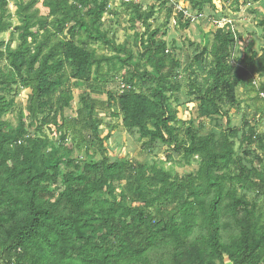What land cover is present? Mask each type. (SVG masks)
<instances>
[{"label": "trees", "instance_id": "1", "mask_svg": "<svg viewBox=\"0 0 264 264\" xmlns=\"http://www.w3.org/2000/svg\"><path fill=\"white\" fill-rule=\"evenodd\" d=\"M162 1L167 19L175 17L180 29H189V20L183 23V14L175 12V1ZM35 2L17 4L16 49L2 50L0 42V62L7 66L0 71V264H139L161 251L170 257L159 264H225L226 258L230 264H264V224L259 225L256 214L264 196V172L243 159L234 161L239 131L229 124L219 139L201 135L203 121L219 126L228 119L226 109L238 107L237 89L247 81L257 95L264 92V47L260 55L250 50L237 63L241 36L234 24L225 23L211 45L196 49L183 66L169 54L160 31L151 30L153 11L121 0L131 21L145 28L146 39L140 41L144 57L136 58L103 31L108 0H47L55 32L47 22H33ZM7 15L8 0H0V34L10 27ZM260 26L264 39V19ZM87 43L101 44L114 55H100ZM121 71L125 88L120 93L107 92L103 103L92 97L102 92L82 96L76 117H65L72 81L106 85ZM20 90H30L29 126L36 125V131L52 127L62 140H77L86 153L81 166L65 164L59 148L47 154V138L30 136L21 112L15 130L2 122L16 108L7 95ZM183 90L188 102L198 105V125L180 121L172 107ZM99 109L137 134L142 152L173 148L187 166H199L197 176L180 178L163 162L113 161L106 144L117 127L108 126L103 137V122L95 117ZM245 125L240 140L244 157L252 148L264 151V135ZM63 164L73 170L62 174ZM232 164L238 173L234 178L225 173ZM124 178L130 181L118 198L114 183ZM226 181L241 193L226 191ZM197 230L200 240L193 239Z\"/></svg>", "mask_w": 264, "mask_h": 264}, {"label": "rangeland", "instance_id": "2", "mask_svg": "<svg viewBox=\"0 0 264 264\" xmlns=\"http://www.w3.org/2000/svg\"><path fill=\"white\" fill-rule=\"evenodd\" d=\"M47 0H36L35 5L30 11L33 14V22L49 23L54 20L50 16L49 8L46 6ZM108 13L103 17V31L107 33L108 38L113 40L116 45H125L136 58H143L145 49L140 47V41L144 35L145 28H142L139 24H135L131 21L130 13L126 10L125 5L121 0H108ZM140 2L144 11H153L154 17L150 21L152 24L151 30H159L161 37L167 44L169 54L173 57H178L181 64L185 66L191 61L196 49L201 50L206 46H210L213 39V34L217 31L218 27L224 24V20L233 23L235 30L240 34L241 39L237 42L235 48V61L240 64V61L246 53L250 50L261 54V49L264 47L263 32L260 23L264 19V0H241L236 3L235 0H213L212 4H208L206 0H174L175 4L180 8H192V11L204 15V18L200 21L191 24L187 30L180 29L178 20L175 17L167 19V11L164 7L162 0H134ZM19 0H8V15L6 22L9 24V29L0 34V42L3 43L2 50H6L7 47L16 49L18 45L17 33L14 31L15 27L19 26V15L17 4ZM202 3V4H201ZM239 8V11H237ZM186 20L182 21L183 23ZM52 32H55V28L49 27ZM84 41V39H83ZM89 49H94L100 55L112 56L114 53L111 49L102 46L101 44L87 43ZM150 71L152 69L149 68ZM0 71H7L5 61L0 62ZM125 72L121 71L117 74H113L107 84H95V83H82L78 81H72L68 85V90L72 94V102L64 114L66 118H75L77 111L80 109V98L82 96H91L98 92H102V96H92L98 99L100 102H104L106 99L105 94L112 92L118 94L122 91L121 86L123 83V76ZM180 79V78H179ZM262 80L258 78L257 84H260ZM182 83V80H181ZM184 83H182L183 85ZM246 85L237 89L238 107L235 109L225 108L229 111L228 119L221 120L222 126H217L213 121H203L205 127L201 131V135L209 136L214 134L216 139L222 131L225 130V126H229L239 131V135L234 140V161L243 159L246 166L253 163L255 168L264 172V151H260L256 148L250 150L251 155L244 157V148L241 146L242 132H246L247 128L245 124L249 126H255L258 134L264 135V103L261 101L257 93H254L252 88ZM15 90V89H14ZM185 90L172 101V107L177 110L178 118L180 121L189 122L195 121L198 125L201 121L198 119V105L195 102H188L186 99ZM30 96V90H20L19 92H12L7 95V100L14 99L16 108L8 112L2 119V122L8 123L10 129L15 130L18 126V116L22 113V116L27 120L26 125L30 136H37L43 140L47 138L48 147L44 150L47 154L52 148H59L62 153L65 164L67 162L75 166H81L86 158L84 149H78L77 140L68 138L62 140L59 133L55 128L45 127L42 131H36V125H30L31 119L27 114V100ZM95 117L102 120L103 126L100 127L102 136L108 135V126H115L117 129L113 132L111 139L107 142L109 157L115 160H123L128 164L137 165L139 163H145L151 166L154 163L165 164L166 168H173V170L179 175L180 178H187L188 176H197L199 172V166L193 164L187 166L181 156H178L173 148H166L158 146L155 150L150 152L141 151V142L137 134L126 132L119 119H114L110 116L109 112H105L101 109L95 112ZM92 155V153H91ZM170 156V159H168ZM95 160L99 161L101 158L98 155H94ZM261 160L259 163L258 160ZM61 166V173L64 174L67 171H72V165L70 167ZM227 176L234 178L238 175L234 165L232 164L228 171L225 172ZM130 180L124 178L120 182L114 183L115 196L119 198L122 191L125 189L127 183ZM236 188L238 193L241 191L238 185H234L230 181L225 182V190H232ZM107 196H103L106 198ZM250 198V197H249ZM131 202V201H130ZM136 204V203H135ZM133 204L134 206H136ZM259 225L264 224V196L260 199L258 212ZM199 230L196 231L193 239H199L201 236ZM200 240V239H199ZM198 240V241H199ZM170 253L167 251H161L158 254H150L145 257L139 264H159L161 259H169ZM206 264V263H205ZM225 264H230L229 260L225 259Z\"/></svg>", "mask_w": 264, "mask_h": 264}, {"label": "built area", "instance_id": "3", "mask_svg": "<svg viewBox=\"0 0 264 264\" xmlns=\"http://www.w3.org/2000/svg\"><path fill=\"white\" fill-rule=\"evenodd\" d=\"M129 1H130V0H129ZM131 1H134V0H131ZM175 12H177V13H182L183 16H184V18H185V20H186V19L189 20V22H190L191 24H194L195 22L200 21L201 19L204 18V15H202V14L193 15L189 10H185L184 8H180L179 6H176V7H175ZM223 23H224V24H225V23L233 24V23H231V22H229V21H227V20H224ZM121 88H122V90H123V89L125 88V85H122ZM258 96H259V98L261 99V101L264 103V92L259 93Z\"/></svg>", "mask_w": 264, "mask_h": 264}, {"label": "water", "instance_id": "4", "mask_svg": "<svg viewBox=\"0 0 264 264\" xmlns=\"http://www.w3.org/2000/svg\"><path fill=\"white\" fill-rule=\"evenodd\" d=\"M219 125L222 126L223 123L222 122H219ZM224 128H225V130H227V127L226 126Z\"/></svg>", "mask_w": 264, "mask_h": 264}, {"label": "crops", "instance_id": "5", "mask_svg": "<svg viewBox=\"0 0 264 264\" xmlns=\"http://www.w3.org/2000/svg\"><path fill=\"white\" fill-rule=\"evenodd\" d=\"M103 101H106V99H105V100H103Z\"/></svg>", "mask_w": 264, "mask_h": 264}]
</instances>
